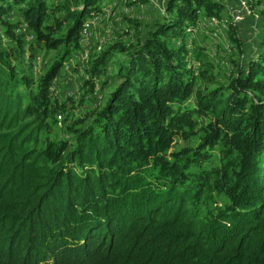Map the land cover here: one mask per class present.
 I'll return each mask as SVG.
<instances>
[{
	"label": "trees",
	"instance_id": "16d2710c",
	"mask_svg": "<svg viewBox=\"0 0 264 264\" xmlns=\"http://www.w3.org/2000/svg\"><path fill=\"white\" fill-rule=\"evenodd\" d=\"M105 1L0 0L3 39L19 44L3 49L0 37V264H264V39L245 64L227 19L241 54L226 58L227 89H202L219 65L188 42L203 20L226 19L224 3L168 0L137 44L104 47L88 82L120 57L121 84L74 119L72 140L42 144L66 109L52 86ZM15 8L17 24L4 19ZM21 28L34 37L28 66L14 60ZM39 49L59 56L37 80ZM199 131L197 146L173 148Z\"/></svg>",
	"mask_w": 264,
	"mask_h": 264
},
{
	"label": "rangeland",
	"instance_id": "374dc122",
	"mask_svg": "<svg viewBox=\"0 0 264 264\" xmlns=\"http://www.w3.org/2000/svg\"><path fill=\"white\" fill-rule=\"evenodd\" d=\"M216 1L226 5V19L222 21L214 18L203 20L188 40L189 43L194 39H196L195 41L202 40L201 42H205L208 51L219 65L214 70L219 79L208 84L203 83L202 89L220 87L227 89L232 83V79L228 77L232 68L227 59H229L230 55L238 58L237 55L240 56L241 54L236 52L234 45L228 37V18L233 20L242 38L245 64H248L251 58L259 54L260 46L264 39V0ZM108 2L118 4L119 0L105 1L102 5V13L90 18L85 32H82V34H86L85 52L82 53L81 51L84 50V42L80 39V50L74 51L73 59L64 66L61 74L52 86V103L65 104L66 109L57 113V120L52 121L50 129L42 134L41 142L43 145L49 140L57 142L72 140V135L69 131L74 119L89 115L90 112L100 110L106 105L111 93L122 82L118 76L119 66L117 61L120 57H117L114 62L109 64L106 74L95 76L88 82L93 61L104 47L116 42L137 44L139 37L144 38L152 26L151 13L153 10L157 14V20H160L166 11L168 0H121L122 7H120L121 5L116 7L111 17L110 5L105 4ZM241 4L245 11H243ZM9 12V14L4 16L6 21L15 24L22 21L18 8H15V10L9 9ZM4 31V27L0 28L2 48L10 51L18 49L17 46L19 44L15 45L7 37L3 39ZM19 34H21V39L24 42L23 48L19 51L22 50L24 53L21 57L18 51H16L18 59L14 60L22 66H28L31 63L29 51L34 37L32 32L24 30V28H21ZM58 56L59 52L57 50H50L48 52L42 49L37 50L33 53L34 68L33 70L30 69L31 73L39 80L58 59ZM219 57L221 60H217ZM198 118L201 126H203L204 119ZM202 135L203 133L199 131L196 136L190 139L178 137L173 148L176 150L188 146L195 147L200 143ZM214 154L216 157H219L218 150ZM215 163H220V160H216ZM205 166L209 167V164L205 163ZM193 168L198 169L196 166ZM219 200V205L223 206L225 203L224 197L219 198ZM199 208L202 213H207L216 208V206L211 204L207 209L200 203Z\"/></svg>",
	"mask_w": 264,
	"mask_h": 264
},
{
	"label": "built area",
	"instance_id": "2783aa9c",
	"mask_svg": "<svg viewBox=\"0 0 264 264\" xmlns=\"http://www.w3.org/2000/svg\"><path fill=\"white\" fill-rule=\"evenodd\" d=\"M224 1H227V0H224ZM105 4H109L110 5V17H111V15L113 14L114 9L121 5V0H119L118 4H111L109 2L105 3ZM241 7L243 8L242 4H241ZM243 11H245L244 8H243ZM80 39L84 42V50H81L82 53H84L85 49H86V34H81Z\"/></svg>",
	"mask_w": 264,
	"mask_h": 264
},
{
	"label": "crops",
	"instance_id": "0c3cea01",
	"mask_svg": "<svg viewBox=\"0 0 264 264\" xmlns=\"http://www.w3.org/2000/svg\"><path fill=\"white\" fill-rule=\"evenodd\" d=\"M120 7H122V5ZM156 15H157L156 12L153 10V12L151 13V17H152L151 24H153V23L158 21L157 20L158 18H156Z\"/></svg>",
	"mask_w": 264,
	"mask_h": 264
}]
</instances>
